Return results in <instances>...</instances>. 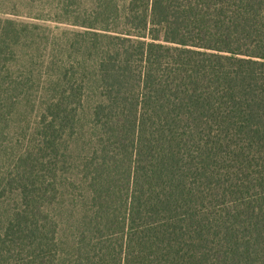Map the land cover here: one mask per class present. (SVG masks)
<instances>
[{"label":"trees","instance_id":"trees-1","mask_svg":"<svg viewBox=\"0 0 264 264\" xmlns=\"http://www.w3.org/2000/svg\"><path fill=\"white\" fill-rule=\"evenodd\" d=\"M89 1L0 18V264H264V0Z\"/></svg>","mask_w":264,"mask_h":264},{"label":"rangeland","instance_id":"rangeland-1","mask_svg":"<svg viewBox=\"0 0 264 264\" xmlns=\"http://www.w3.org/2000/svg\"><path fill=\"white\" fill-rule=\"evenodd\" d=\"M89 3V0H0V18L45 28L41 33L48 29L55 32L76 30L68 22L79 9L88 12ZM30 116L27 114L25 119Z\"/></svg>","mask_w":264,"mask_h":264}]
</instances>
